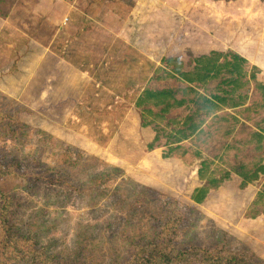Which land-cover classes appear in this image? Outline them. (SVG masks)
Wrapping results in <instances>:
<instances>
[{
    "label": "rangeland",
    "instance_id": "374dc122",
    "mask_svg": "<svg viewBox=\"0 0 264 264\" xmlns=\"http://www.w3.org/2000/svg\"><path fill=\"white\" fill-rule=\"evenodd\" d=\"M47 1L44 13L56 12L60 0H50L46 7ZM90 10L96 11L93 6ZM120 12L126 19L131 16V23L124 32L108 30L105 20H116ZM94 15L97 23L79 15L84 23L80 31L77 25L82 22L73 24L75 17L70 16L69 25L61 29L57 21L58 30L51 28L39 37L46 41L49 34L51 50L72 61L47 63L42 73L55 65L47 88L49 109L58 117L48 129L40 127V117L38 122L35 116L44 101L32 97L42 84L36 81L38 75L32 74L22 97L26 78L18 75H28V63L23 65L26 72L18 62L7 66H19L17 75L0 70V158L26 165L15 163L20 171L2 177L0 183L6 191L17 193L20 202L25 192L30 195L32 203L18 215L24 232L55 257L73 261L84 256L89 264H120L135 239L151 238L156 229L167 227L175 243H227L235 250L247 245L254 257L264 260V208L252 207L264 174L256 182L239 174L253 168L262 155L249 140L264 122V110L239 123L207 121L201 135L178 143L179 155L173 159L163 156L168 149L166 137L150 149L157 130L142 125V108L135 104L145 87L186 84L175 77L161 79L164 68L156 71L160 65L165 67L163 58L171 55L189 68L195 56L211 49L237 52L247 59V70L259 67L258 78L264 82V0H117ZM0 22L1 26L7 21ZM37 36L32 38L39 44L26 49L31 52L32 69L46 50ZM36 71L41 72L40 64ZM217 83L210 81L200 89L210 93ZM248 86L253 98L259 99L253 83ZM79 94L82 97L77 99ZM24 98H34L36 103L30 108ZM190 111L184 105L169 114L182 118ZM17 118L28 126L13 123ZM194 148L214 159L217 169L230 172L202 202L192 196L203 183ZM28 170L38 172L30 175L27 191L23 188L29 175L20 173Z\"/></svg>",
    "mask_w": 264,
    "mask_h": 264
},
{
    "label": "trees",
    "instance_id": "16d2710c",
    "mask_svg": "<svg viewBox=\"0 0 264 264\" xmlns=\"http://www.w3.org/2000/svg\"><path fill=\"white\" fill-rule=\"evenodd\" d=\"M63 8L62 13H65L68 4L60 0V9ZM115 18L116 20L112 21L105 20V23H108L110 29L119 30V27H115L114 24L120 25L121 20L117 16ZM61 19L62 15L57 16L58 21ZM163 59L165 67L160 65L156 68L158 73L164 68L165 73L160 75V78L168 80L175 77L186 84L182 87L168 86L162 89L145 87L135 99V104L142 108V125H154L157 130L150 143V149L155 148V143L161 137H166L168 149L164 151V157L179 155L178 143L190 136L201 135L203 125L207 121L239 123L243 118L250 119L253 114L264 110V82L258 78L259 67L253 65L251 71L247 70L245 66L247 59L239 53L211 49L195 56L189 68H185V64L174 55ZM9 61L10 58L6 56L0 60V66H4ZM213 80H218L215 90L206 93L200 89ZM251 82L260 95L259 99H254L250 91H246ZM184 105L191 108L189 113L182 118L170 116L169 113L173 108ZM21 107L23 108V105ZM119 108L122 110L124 107ZM17 119L13 120V123L28 126ZM256 129L249 143L255 144V149L262 152V155L255 159L253 168L239 172L245 181L256 182L264 174V122ZM193 152L200 158L198 174L203 183L195 188L192 196L195 201L202 202L213 189L218 188L225 179L230 177V172L224 167L222 171L220 168L217 169L215 160L211 157H203L199 149L194 148ZM181 153H185V150ZM68 154L71 153L68 152ZM0 160V179L13 171H20L18 169L20 167L16 168L15 163L18 166L20 163L25 165L14 158L3 157ZM38 162L40 163L39 160ZM212 165L215 166L212 168ZM115 167L113 165L112 169L115 170ZM32 171L36 172L32 173ZM32 171L20 173L24 176L29 175L24 190L30 189L29 182L33 177L30 175L38 172V170ZM46 171H49L48 166L45 168ZM17 196V193L6 191L0 183V264H89L87 257L80 256L73 261L65 260L49 254L43 247L38 246L33 236L24 232L18 221V215L22 209L32 203L30 195L27 192L24 193V202L18 201ZM254 206L264 208V182L252 200V207ZM167 229H156L152 237L148 239L143 237L135 239L131 243L130 253L120 261V264H264V260L254 257L247 245L243 250L232 249L227 243L216 246L195 243L181 245L173 241L175 235ZM78 242L76 240V243ZM112 263L115 264V261Z\"/></svg>",
    "mask_w": 264,
    "mask_h": 264
},
{
    "label": "crops",
    "instance_id": "0c3cea01",
    "mask_svg": "<svg viewBox=\"0 0 264 264\" xmlns=\"http://www.w3.org/2000/svg\"><path fill=\"white\" fill-rule=\"evenodd\" d=\"M63 1L67 3L68 6L70 5L67 11L65 13H62V10L64 11V8L60 9V6H59L56 12L50 14V13H44V10H45L44 3H46V0H0V19H2L3 21L4 20L7 21L1 24L0 26V60L4 59L6 56L10 58V61L8 63H6L4 66L3 65L0 66V70H3V71L5 70L7 72H13L14 75H17L19 72V66L21 67V70L26 72L25 69L23 68V65H25L26 62L28 63V66L31 69V71L28 72V75H22V74L18 75V76L26 78L23 86L20 89L21 95L19 96L24 95V92L27 91V87L26 89L24 87L26 83L29 82L32 74L34 73V75H38L36 78L38 77L39 78L36 81L42 84L38 87L37 90L34 91V93L32 94V97L41 96V98L44 100L43 103H40V104L42 105V108L45 107L44 109H47V110H44V109L42 110V108H40L39 109L40 111H38L39 114L35 115L36 121L39 122L40 120L42 123L40 127L44 129H48L50 125L53 126L52 122H56L57 117H58V115L52 114L53 111L50 110L52 105L50 106L51 101H49L48 99L49 93H48V88H47V84H49V81H51L50 78L52 77L50 76L49 72H51L52 74V71L54 70L55 65H53L52 68H49L46 71L47 74L45 73V75H42V73L43 71H45V67H47L46 66L47 63L57 61L58 63L63 64V63H72V61L69 60L70 58L63 56L65 58L64 59L65 62H63V57H62L63 53L61 55H58L54 50H51V48L53 47V42L51 41L50 35L46 34V37L48 38V40L46 41H44L42 38H39L40 35L44 33H48L47 31L52 30L51 28L57 29L56 22L58 21L57 16L59 15H62L61 21H58V23H61V26H60L61 29H63L65 26L70 24V16H71V19L75 17L73 19V24L75 22H79V23L82 22L81 24L77 25V28L79 29V26L84 24L82 19L79 17L80 14L85 15L86 18L94 20L97 23L96 15L94 14H96V12H98L99 9L102 11V9L104 8H108L110 6H113L114 4H117V0H63ZM49 4H51L50 0L47 1L46 7H48ZM92 6H93V9H95L96 11L90 10ZM115 7H113L109 12H112V10ZM39 10H41V12ZM59 11H61V13H58ZM116 15L121 20L119 30H112L110 28H108V30L112 32H115V31L120 32L121 30H123L124 32L126 28L129 26V24L131 23L132 18L131 16L127 17V19L130 18V20L128 21L125 18L124 14H122L121 12L116 13ZM84 31H87V30H84ZM14 32L19 33V35L13 34ZM36 35H38L37 36L39 39L38 41H41L42 43H44V46H46V50H43V52L41 53L39 57L40 59L36 63L35 67L32 69V66H31L32 64L30 65L31 52L26 49H28L29 47L31 48L32 44H39V42H37L35 39L32 38V37L36 38ZM25 53H29L27 59L24 57ZM21 56H23V59L19 61V58ZM14 62H18V64L20 63V65L17 68L7 69V66L9 64L10 65L13 64ZM38 64H40L41 72L36 71V66ZM39 91L41 95H38ZM15 97L17 98V95ZM81 97L82 95L79 94L76 98L78 99ZM17 99L21 100L20 98H17ZM23 103L24 105L30 106L31 108V106L34 105L33 103H36V102L34 101V98L31 100H27L24 98ZM22 110H23L22 108L19 109V111H22ZM25 110L30 111L31 109L29 110L25 109ZM76 112L79 114L81 113V111H76ZM69 128L71 130L74 129L72 127H69ZM175 156H178V155L175 154L173 156V159H176ZM261 186L257 190H259Z\"/></svg>",
    "mask_w": 264,
    "mask_h": 264
},
{
    "label": "water",
    "instance_id": "95a60500",
    "mask_svg": "<svg viewBox=\"0 0 264 264\" xmlns=\"http://www.w3.org/2000/svg\"><path fill=\"white\" fill-rule=\"evenodd\" d=\"M250 86L247 87V91H249Z\"/></svg>",
    "mask_w": 264,
    "mask_h": 264
}]
</instances>
